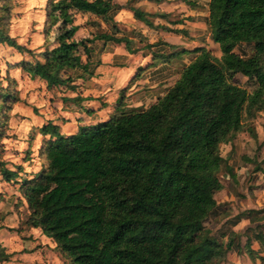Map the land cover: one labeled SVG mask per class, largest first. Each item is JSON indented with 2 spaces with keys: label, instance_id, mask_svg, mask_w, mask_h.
<instances>
[{
  "label": "trees",
  "instance_id": "obj_1",
  "mask_svg": "<svg viewBox=\"0 0 264 264\" xmlns=\"http://www.w3.org/2000/svg\"><path fill=\"white\" fill-rule=\"evenodd\" d=\"M136 1L129 2V8L147 27L155 28L156 18H166L132 7ZM182 1L197 6L195 1ZM116 8L113 0H49L45 33L48 37L60 25L57 46L46 48L43 59L19 66L48 87L75 91L78 81L93 76L95 41L138 51L129 36L118 37L120 32L110 25L109 31L98 30L93 38L74 39L79 30L75 14H91L108 25ZM208 24L222 56L206 47L171 55L198 54L149 107L129 108L119 100L108 121L70 136L62 135L52 122L41 128V135L49 136L40 150L42 169L20 183L21 204L27 206L26 225L51 238L71 264L226 260L231 245L219 241L207 222L217 209L215 195L224 189L222 145L235 142L264 112V0H210ZM4 41L31 53L5 34L0 19V42ZM242 44L252 46L250 57L236 51ZM239 76L253 83V91L235 81ZM83 100L77 96L69 102ZM16 101L9 89L1 90L0 112L10 111ZM3 164L4 178L16 176ZM248 212L251 222H257L250 215L253 211ZM255 237L264 244L263 234Z\"/></svg>",
  "mask_w": 264,
  "mask_h": 264
},
{
  "label": "rangeland",
  "instance_id": "obj_2",
  "mask_svg": "<svg viewBox=\"0 0 264 264\" xmlns=\"http://www.w3.org/2000/svg\"><path fill=\"white\" fill-rule=\"evenodd\" d=\"M48 2L49 0H0V19L5 34L23 49L31 51H19L5 41L0 42V92L9 89L11 95L18 99L10 105V111L4 109L0 112V120L3 123L0 125V133H3L0 139V162L4 163L5 169L16 175L7 179L0 174V264H71L41 230L26 225L27 206L21 204L20 183L30 175L39 173L43 165L40 150L49 140V136L41 135V128L46 123L53 122L61 127L64 135H68L75 130L77 124L87 122L86 110L85 118H81L78 115L79 106L66 102L77 96L85 99L82 103L84 109L90 107L87 102L93 99L98 100L100 105L109 106L110 111H113L116 102L121 98L126 106L129 104L132 108L149 107L153 104L151 101L144 107L137 104L151 91L144 87L142 81L153 73V69L160 67L154 66L151 58L143 64V56L147 53V48L144 47L146 44L150 45L149 39L145 36V41L142 42L141 38H136L134 34L133 49L145 52L134 54L138 63L134 64L131 73L123 69V66L116 65L111 53H108L96 56L93 61L94 67L96 66L94 77L85 82L78 81L75 91L62 85L48 87L45 80L30 76L19 66L22 61L34 62L35 59H43L41 55L46 48L57 46V39L61 35L60 25L53 27L48 37L45 33V9ZM171 19L173 16L168 20ZM74 25L79 27L75 40H81L86 30L90 33H97V30L109 31V27L104 25L101 19L87 13L75 14ZM47 42L51 43L49 47ZM188 49L193 51L194 47ZM209 50L218 58L222 56L219 45ZM83 59L86 60V56H83ZM161 60L155 59L156 63ZM173 65L177 67L178 63L173 62ZM236 79L238 84L253 91V83L247 78L239 76ZM165 92L166 90H159L158 96ZM5 113L8 114L7 118L4 117ZM246 128L235 142L221 147L225 162L220 178L224 189L232 190L231 187H234L233 169L238 167L241 175L249 177L250 173L256 171L258 165L264 162V112L248 123ZM247 179L243 181V185L240 181L236 183V193H239L242 185L243 188L258 190L259 194L264 195V181L259 179L250 184ZM238 195L243 196L240 193ZM252 211V218L264 223V212ZM211 225L212 223L207 222V226L212 229L214 225ZM262 227L264 228V224Z\"/></svg>",
  "mask_w": 264,
  "mask_h": 264
},
{
  "label": "crops",
  "instance_id": "obj_3",
  "mask_svg": "<svg viewBox=\"0 0 264 264\" xmlns=\"http://www.w3.org/2000/svg\"><path fill=\"white\" fill-rule=\"evenodd\" d=\"M131 1L133 0H113L114 5L117 7L112 13L113 20L110 21L108 25L103 20L102 21L104 25L109 27V30L111 27L116 28L120 32L118 37L127 35L130 39H133V35L136 34V38H141L140 41L144 42L147 37L150 45H158L151 48L150 51L148 50L149 47H147V44L144 47V49L147 48V53L143 56V64L151 58L154 66H160L157 69H153V73L142 81L144 87L151 90L137 103L138 106L144 107V105H148V101L155 103L158 97L162 95L158 96L159 90H167L169 87H172L177 81V78H179V74L184 66L188 65L198 54H184L182 58H170L171 55L183 49L189 50L188 48L191 46L194 47V51L201 47L212 49L217 44L212 41L211 30L208 24L210 0H192L197 3V6L194 8L187 5L182 0H162L160 3L149 0H138L132 4V7L141 9L147 13L166 15V18L155 19L157 21L154 22V24L156 27L161 26L160 28H149L144 23L138 21L135 17V13L129 8V2ZM170 16H173V19L168 20ZM162 27L182 31V34L167 32L163 30ZM94 33L95 32L90 33L86 30L82 38L89 35L93 38ZM92 48L93 61L98 55L104 56L111 53L113 62H115L116 65L123 66V69L129 71V73L132 72L134 64L137 65L138 63L134 56L135 53L127 51L125 44H115L113 42L106 44L97 40L92 44ZM236 51L243 55L244 58H248L253 54L252 46H247L245 44L240 45ZM144 52L145 50H138L136 54ZM155 59L162 60L156 63ZM173 62L178 63V69L181 68L179 71L177 67L173 65ZM95 67L92 69L93 76L91 78L94 77ZM119 100L124 102L122 98ZM119 100L117 102H119ZM84 101L85 99L80 104L71 103L75 106H79L80 111H78V115L81 118H85V110L87 111V122H84V124H77L75 130L71 134L64 135L61 131L62 135L70 136L79 132L81 128L98 126L108 121L110 117L114 115L118 107V103L116 102L115 109L110 111L109 106L105 107L104 105H100L98 100L90 99L87 102L90 107L84 109L82 107ZM66 102H69V100H66ZM124 105H126L125 102ZM127 106L132 108L129 104H127ZM228 178L229 177H227V179ZM246 179L250 184H253L254 181H258L259 179L264 181V162L258 165V169L250 173L249 177L241 175L238 167L233 169L234 187H231L232 190H229L230 188L223 189L215 195L217 209L209 222L212 223L211 227L214 225V227H212L214 236L219 241L231 245L227 258L223 264H262V260L264 259V244L259 242L255 237V234L258 233L264 235V228L262 227L264 223L259 221L252 223L248 212L250 210L264 212V195L259 194L258 190L243 188V181ZM239 181L242 184L239 188V193L243 195L241 197L238 195L239 193H236L238 188L236 183ZM251 229H253V231ZM250 252L253 253L252 256Z\"/></svg>",
  "mask_w": 264,
  "mask_h": 264
}]
</instances>
